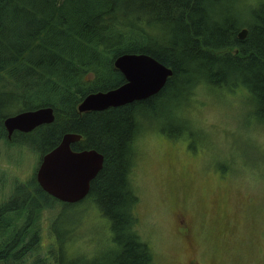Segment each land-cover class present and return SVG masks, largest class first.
<instances>
[{
    "label": "trees",
    "instance_id": "obj_1",
    "mask_svg": "<svg viewBox=\"0 0 264 264\" xmlns=\"http://www.w3.org/2000/svg\"><path fill=\"white\" fill-rule=\"evenodd\" d=\"M126 53L149 54L172 68L165 87L145 100L80 111L90 93L126 82L115 66ZM197 91L221 103L231 95L250 116L246 128L264 129V0H0V165L5 145L40 156L35 172L0 200V264H160L151 236L141 232L132 177L140 157L136 139L149 119L142 115L160 106L161 115L178 122L158 124L161 132L177 138L194 131L186 107ZM41 107L54 109L52 123L9 138L6 118ZM67 133L82 136L72 149L105 157L88 196L77 203L54 198L36 179L43 156ZM4 178L0 168V190ZM58 205L63 209L49 228L60 249L43 257L42 214ZM94 206L108 220L111 246L91 258L84 251L67 254L65 244L76 246L78 237L64 215Z\"/></svg>",
    "mask_w": 264,
    "mask_h": 264
},
{
    "label": "rangeland",
    "instance_id": "obj_2",
    "mask_svg": "<svg viewBox=\"0 0 264 264\" xmlns=\"http://www.w3.org/2000/svg\"><path fill=\"white\" fill-rule=\"evenodd\" d=\"M224 100L216 102L197 91V98L186 107L194 131L177 138L158 129L160 123H178L172 116L168 120L161 115L163 106L142 115L149 119L136 139L140 157L132 177L141 197V232L151 236L160 264L187 263L201 256L214 264H264V129H247L245 121L250 116L245 118L231 95ZM241 101L248 106L244 97ZM39 158L37 150L4 146L0 200L7 199L14 183L26 181L35 172ZM184 204L196 229L194 249L188 248L174 218V212L183 213ZM62 209L58 205L42 214L43 257L51 258L50 250L60 249L57 233L49 226ZM81 209L64 215L78 237L76 246L65 244V252L84 251L91 258L111 246V232L98 207ZM203 224L208 225L207 237Z\"/></svg>",
    "mask_w": 264,
    "mask_h": 264
},
{
    "label": "water",
    "instance_id": "obj_3",
    "mask_svg": "<svg viewBox=\"0 0 264 264\" xmlns=\"http://www.w3.org/2000/svg\"><path fill=\"white\" fill-rule=\"evenodd\" d=\"M248 29L240 33L246 37ZM115 66L126 78L121 86L92 92L79 104V110L102 111L135 101L145 100L158 94L173 74L172 68L149 54L126 53L117 57ZM55 120L52 107H41L9 116L5 120L8 136L17 130L30 133L37 127ZM81 135L67 133L61 143L46 153L38 168L36 179L41 188L54 198L77 203L88 196L91 183L104 166V155L96 149H72V143Z\"/></svg>",
    "mask_w": 264,
    "mask_h": 264
},
{
    "label": "flooded vegetation",
    "instance_id": "obj_4",
    "mask_svg": "<svg viewBox=\"0 0 264 264\" xmlns=\"http://www.w3.org/2000/svg\"><path fill=\"white\" fill-rule=\"evenodd\" d=\"M180 206H181L180 207L181 209L182 205ZM183 207H184L183 213L179 214V213H176L177 211L174 212V218L177 222V228H178L179 233L187 241L188 248L194 249L195 231H196L195 226H194V221L191 220L188 214L186 213L185 204ZM231 216L235 220V216L232 213H231ZM155 223H158V221L155 220ZM203 226L205 228V236L207 237L206 227H208V225L203 224ZM204 258H202V256L200 258L192 257L189 259L187 263L172 262V264H214L212 261L205 260Z\"/></svg>",
    "mask_w": 264,
    "mask_h": 264
}]
</instances>
